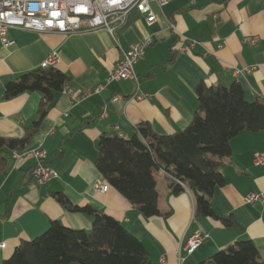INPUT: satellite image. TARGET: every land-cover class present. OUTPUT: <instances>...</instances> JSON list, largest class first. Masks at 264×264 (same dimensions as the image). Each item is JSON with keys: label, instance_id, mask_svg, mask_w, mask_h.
Returning <instances> with one entry per match:
<instances>
[{"label": "crops", "instance_id": "1", "mask_svg": "<svg viewBox=\"0 0 264 264\" xmlns=\"http://www.w3.org/2000/svg\"><path fill=\"white\" fill-rule=\"evenodd\" d=\"M150 6L154 21L148 23L146 14L131 9L112 35L104 29L72 34L7 29L14 44L0 43V95L5 83L40 66L52 52L56 54L52 66L66 74L71 87L79 91L98 86L122 51L147 36L152 42L134 65L136 80L111 82L75 103L56 92L38 131L17 150L40 145L46 151L44 163L57 177L36 184L31 172L35 158L27 152L13 159V149L8 151V167L0 174V241L5 242L0 263L20 239L41 234L51 220L90 229L92 216L66 210L50 192H61L72 204H89L119 220L153 264H206L213 253L240 238L250 239L264 261V201L243 200L249 192L264 190V164L253 161L254 152H264V130H243L230 140V155L222 159L225 182L210 197L212 208L235 216L237 226L194 218L192 191L184 186L172 192L164 171L155 174L159 213L151 217L142 216L112 187L103 193L94 189V183L103 179L94 165L99 136L117 127V133L129 138L143 121L160 134L185 128L198 105L194 88L199 81L206 85L238 81L248 101L264 100V0H170ZM253 36L257 39L250 43ZM181 37L197 43L190 51H178ZM139 93L142 99H136ZM115 95L121 98L112 101ZM39 101L38 92L0 99V136L22 137ZM194 231L207 236L188 254L183 246Z\"/></svg>", "mask_w": 264, "mask_h": 264}, {"label": "trees", "instance_id": "2", "mask_svg": "<svg viewBox=\"0 0 264 264\" xmlns=\"http://www.w3.org/2000/svg\"><path fill=\"white\" fill-rule=\"evenodd\" d=\"M68 80L54 66H38L5 83L0 99L38 92L40 101L22 137L0 136V174L8 167V151L24 147L32 139L46 116L47 105ZM194 91L198 105L185 128L160 134L143 121L129 138L115 130L105 131L98 139L94 165L107 186L135 205L144 217L159 213L155 174L164 171L172 192L182 191L184 186L192 191L194 218L210 217L225 227L237 226L235 216L212 208L210 197L214 188L225 182L222 159L230 155V140L243 130H264V100L248 101L238 81L211 85L199 81ZM50 195L66 210L92 216L90 229L70 228L51 220L41 234L20 239L0 264H153L141 242L119 220L89 204H72L61 192ZM206 264L264 261L250 239L240 238L213 253Z\"/></svg>", "mask_w": 264, "mask_h": 264}, {"label": "built area", "instance_id": "3", "mask_svg": "<svg viewBox=\"0 0 264 264\" xmlns=\"http://www.w3.org/2000/svg\"><path fill=\"white\" fill-rule=\"evenodd\" d=\"M170 0H0V43L3 47H9L14 41L8 39L6 31L9 27H17L37 32H59L72 34L88 30L104 29L111 35L116 25L123 22L125 15L131 10L146 14V21L151 23L155 20V14L150 3L159 5ZM170 28L175 29L173 23ZM257 37L249 39L254 43ZM152 39L147 36L133 44L127 50L122 51L121 57L116 60L108 70L102 84L92 88L77 91L65 81L61 93L69 98L71 103L78 102L105 89L111 82L126 79L136 80L134 72L135 63L143 57L144 49L150 45ZM196 41L187 37H181L178 51H190ZM220 47V44H218ZM56 54L52 52L41 63V67L54 65ZM252 67L247 69L248 71ZM239 72V70H235ZM143 94L136 95V99H142ZM121 98L115 95L111 100ZM67 115V114H65ZM117 131V127H115ZM120 135V133H118ZM30 153L35 158L32 167V176L35 183L40 185L57 177V172L44 163L46 151L40 145L28 151L13 149L11 157L17 159ZM253 161L256 164H264V152H254ZM94 189L99 192L108 190L104 179H98L94 183ZM244 202L254 204L264 201V190L252 191L243 197ZM207 235L201 231H194L186 240L183 248L189 254L204 240ZM5 247V242L0 241V249ZM163 261V260H162Z\"/></svg>", "mask_w": 264, "mask_h": 264}]
</instances>
